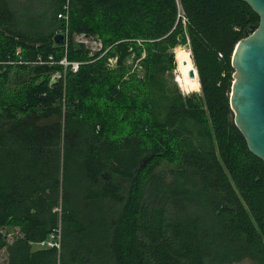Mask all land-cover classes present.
<instances>
[{
  "label": "trees",
  "instance_id": "trees-1",
  "mask_svg": "<svg viewBox=\"0 0 264 264\" xmlns=\"http://www.w3.org/2000/svg\"><path fill=\"white\" fill-rule=\"evenodd\" d=\"M20 1L0 0L5 264H264V164L229 108L232 53L259 22L251 9L240 0H45L36 8L47 9L45 25L26 30ZM77 34L97 37L100 50ZM185 36L201 96L182 97L166 79ZM131 54L143 55L142 77ZM63 58L78 69L50 88ZM58 224L61 253L38 248Z\"/></svg>",
  "mask_w": 264,
  "mask_h": 264
},
{
  "label": "water",
  "instance_id": "water-1",
  "mask_svg": "<svg viewBox=\"0 0 264 264\" xmlns=\"http://www.w3.org/2000/svg\"><path fill=\"white\" fill-rule=\"evenodd\" d=\"M258 17V25H250L245 37L235 46L231 56L234 70L229 94V108L233 123L246 143L248 151L264 164V0H240ZM55 46L64 45V36L53 37ZM194 69L187 72L195 79ZM58 77H53L54 88Z\"/></svg>",
  "mask_w": 264,
  "mask_h": 264
},
{
  "label": "rangeland",
  "instance_id": "rangeland-1",
  "mask_svg": "<svg viewBox=\"0 0 264 264\" xmlns=\"http://www.w3.org/2000/svg\"><path fill=\"white\" fill-rule=\"evenodd\" d=\"M45 0H22L20 2H16V7H17V19L20 22V24H23L22 26H24V28L26 30H30V27L33 26V24L35 23H40V28L43 27L45 25V23H42L41 24V20H45L46 19V15L45 13H47V9L46 11H43L42 10H37L39 7L38 5L39 4H42V2H44ZM37 8V9H36ZM45 13H43V12ZM48 14V13H47ZM43 15V16H42ZM183 27H184V23H183ZM186 37V36H185ZM72 40L74 42H76L77 44L79 45H83L85 49H87L88 51H90V53H97L101 46H100V42L98 40L97 37L95 36H90V35H85V34H77V35H73L72 36ZM179 49H182V50H185L184 51V54L187 52L189 54V57H190V60H191V64L194 68V70L196 71V68L194 66V63L192 61V55H191V51H190V46H189V41L186 37V43L185 44H180L178 45L177 47H175L171 53L173 55V61H174V69L172 70L171 73L169 74H166V79L168 82L170 83H173L175 85V87L177 88L179 94L182 96V97H190L192 95H195V96H201V89H199V92L198 93H183V91H181L182 89H180L178 83H177V79H179L182 74H183V66L179 63V59L184 55H182L179 59H178V63L176 64V61H175V54L174 52L176 50H179ZM143 58V55L140 57V58H136L134 54H131L129 56V58H127V64L130 65L132 67V70L134 72H136L138 74L139 77H142V74H143V71H142V68L140 66V60ZM115 60L116 59H109L108 60V68L109 69H113L115 67ZM60 67L62 68V71H57L55 73H53V75L51 76V79L50 81L52 80L53 77H58L60 80L64 73H65V67L60 65ZM197 73V71H196ZM197 79H198V76H197ZM40 82V81H39ZM39 82H37V84H39ZM200 87V86H199ZM54 212H56L58 215V223H59V219H60V211L58 208L54 209ZM60 225V224H58ZM97 228H91L90 231L87 233V238L88 240L91 242V244H98V235H97V232H96ZM12 231H8L7 232V241L9 243H11L12 239H13V236L15 233H11ZM37 249V248H35ZM61 253V252H59ZM58 253V254H59ZM6 259H7V254L5 253L4 250H2L0 252V264H5L6 262ZM235 264H255L254 262L250 261V260H243L239 263H235Z\"/></svg>",
  "mask_w": 264,
  "mask_h": 264
},
{
  "label": "built area",
  "instance_id": "built-area-1",
  "mask_svg": "<svg viewBox=\"0 0 264 264\" xmlns=\"http://www.w3.org/2000/svg\"><path fill=\"white\" fill-rule=\"evenodd\" d=\"M65 13L58 15V19L62 20L67 24L68 16H67V7L64 6ZM182 17L181 11L178 10V18ZM184 23V19H183ZM64 36V44L67 41L68 33L67 29L64 32H59ZM101 46V45H100ZM51 60V58H49ZM66 68L69 66L72 73H75L78 69V63H68L65 58H63L59 63ZM36 246L40 249L54 250L57 253L61 250V228L60 225H57L55 228L51 229V231L47 234L46 238L41 242L37 243Z\"/></svg>",
  "mask_w": 264,
  "mask_h": 264
},
{
  "label": "bare ground",
  "instance_id": "bare-ground-1",
  "mask_svg": "<svg viewBox=\"0 0 264 264\" xmlns=\"http://www.w3.org/2000/svg\"><path fill=\"white\" fill-rule=\"evenodd\" d=\"M179 63L183 66V74L179 79H177V83L180 89H182L181 91L187 94L198 93L200 87L197 77H195V79L187 78V72L190 69H194L191 64L189 54L187 52L179 59Z\"/></svg>",
  "mask_w": 264,
  "mask_h": 264
}]
</instances>
